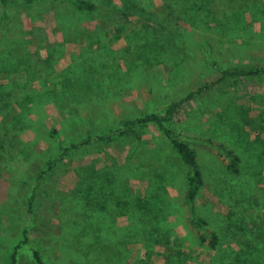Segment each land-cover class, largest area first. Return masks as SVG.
<instances>
[{
    "label": "trees",
    "instance_id": "obj_1",
    "mask_svg": "<svg viewBox=\"0 0 264 264\" xmlns=\"http://www.w3.org/2000/svg\"><path fill=\"white\" fill-rule=\"evenodd\" d=\"M10 2L0 0V180L7 185L0 242H13L7 264H152L154 256L162 257L160 264H264V91L250 97L261 104L254 119L248 108L226 103L241 81L264 82V63L234 62L230 56L225 61L223 49L248 51L247 40L234 42L242 37L247 12L264 15V0H162L160 10L153 9V0H22L26 18L35 21L54 11L62 41L78 42L59 71L56 48L27 39L33 31L7 11ZM55 5L73 7L76 15L62 16ZM92 21L96 24L89 25ZM120 38L128 46L116 51L111 45ZM199 66L218 78L174 93L176 79L187 82L184 76ZM143 83L165 105L141 115L127 111L115 125L110 104ZM216 85V94L207 93ZM48 106L61 115L58 128L47 125ZM187 106L183 126L196 135L215 134L231 158L227 166L216 160L217 185L210 187L216 201L201 206L197 199L209 182L207 165L175 120ZM204 112L209 119L202 123ZM251 122L248 131L244 127ZM174 123L181 126L173 128ZM150 125L185 169L182 177L172 169L156 179L162 184L167 177L173 186L181 178L183 186L176 188L183 189L185 206L142 173L151 155L142 142ZM26 131L34 140L22 139ZM225 131L240 136L230 140ZM39 141L47 144L45 150L33 148ZM131 142L138 145L127 149ZM118 143L124 163L107 150ZM90 154L89 163L72 165ZM70 172L74 185L63 190L58 177ZM134 176L149 186L133 192ZM217 202L228 209L221 211ZM187 206L196 233L184 238L174 229ZM121 217L127 224H119Z\"/></svg>",
    "mask_w": 264,
    "mask_h": 264
},
{
    "label": "rangeland",
    "instance_id": "obj_2",
    "mask_svg": "<svg viewBox=\"0 0 264 264\" xmlns=\"http://www.w3.org/2000/svg\"><path fill=\"white\" fill-rule=\"evenodd\" d=\"M152 7L155 10H160L162 8V0H153ZM7 11L10 13H17L20 22L24 21V27L27 31H33L32 34H27L26 38L30 39V41L33 42L34 45H36L40 41L46 42V44L53 45L57 52L55 53V56L53 57L54 61V69L59 71L63 69L66 65L70 62V53L76 48V45L78 42L76 40H72L70 42H63L60 38V34L58 31V19L56 17L55 12H45L42 17L39 20L30 21L28 18H26V11L28 9L25 8L24 3L22 0H11L9 5L7 6ZM55 11H57L62 16H75L76 10L73 7H61L59 5H55ZM253 9L250 12H247L244 17H242V29L240 30L241 38L235 40V44H239V42L242 43V40H247V43L251 44V47L248 49V51L245 52H238V57L234 56V50H230V47H224V55H225V61H227L226 56H230L233 58L234 62H238L239 60L244 63L246 62H253V63H264V15L262 14L261 10ZM135 17L131 19L133 22ZM96 24V21H92L89 23V25ZM9 35V34H8ZM10 36V35H9ZM80 41V39L78 40ZM125 46H128V42L124 38H120L119 40L112 42V49L119 50L121 48H124ZM230 46V45H229ZM253 46V47H252ZM253 48V49H252ZM34 49V47H32ZM235 52V53H236ZM199 66V68H196L192 71V76L186 75L185 78L189 79L187 82L181 81L179 78L176 79V87L174 90H176L178 95L181 94L183 91H189L190 89H195L197 85L200 83L201 79H204L203 81H213L218 78V75L214 71H207L203 70ZM165 78H167V73L164 74ZM259 78L250 79V80H243L237 87L236 97L230 96V99L226 100V103L230 106H244L249 109V117L252 119L256 118L259 114L258 108L261 107V104L259 102H251L250 97L252 95H255L257 93H261L264 91V82H261L258 80ZM34 87H38V83H32ZM222 86V85H221ZM224 87H222L225 91L233 92L234 88L227 87V85L223 84ZM219 86H213L207 90V93L210 95H214L219 91ZM234 93V92H233ZM208 96V95H207ZM168 99H173L174 95L168 96ZM208 98V97H207ZM160 96L157 92H151L150 87L147 83L139 84L136 87H133L131 90H127V92L122 95L120 100L118 102H114L111 105L112 110L116 114V118L113 119V123L118 125L120 117H123L124 115H129L126 113L127 111L130 112L133 115H141L145 112H149L151 110L155 109H161L165 105V101H161ZM223 103V102H222ZM225 104V102L223 103ZM224 107V106H223ZM220 108H222L220 106ZM189 106L185 107L181 112H179L175 120L178 121L182 126L186 125V115L187 111H189ZM48 112V118L46 119L48 127H52L58 124L61 121V115L59 112L56 111V109L53 106L47 107ZM192 112V111H191ZM209 115L202 114V116L199 119V122H206L209 118ZM193 117V114L192 116ZM175 121V122H176ZM179 123H174L173 128H179L181 125ZM198 123V122H196ZM225 127L227 124V120L224 123ZM251 125H247L244 127L246 130H250L253 128L254 125L253 122L250 123ZM57 126V125H56ZM59 125L57 126V128ZM87 126H84L85 129ZM184 128L181 129L183 131L184 137H186L195 150L198 152V155L201 159V162L203 165H207L206 169L210 176L207 175V180L209 182H206V185L204 188L200 191V195L197 199V205L201 206L202 204L207 203L210 200H215V196L210 190L211 186H216L217 183L213 181L214 177V171H217V166L215 164L216 160L220 161L221 164L224 166H227L228 163H230L231 158L228 157V154L226 153V148L223 146L222 139L215 136V134L212 137H208L206 135H196L192 131H189L188 128L183 126ZM97 132H100L102 130H96ZM228 133V134H227ZM239 133V132H237ZM223 134H227V137L231 139H234L239 134H236L234 132L225 131ZM144 140L142 141L144 143L143 147L145 149L151 151V155H147L146 158L143 160V163L146 165L143 167V174L147 175L149 179H152L154 184L159 187L163 184V186L166 187L170 195L175 199V201L179 203H183V194L184 191L181 188H176L182 184V180L180 178V181H177L176 183H173V186L170 185V179L165 177L166 180H161V182L156 179V175H163L164 171L167 173V171H173L172 169H176L175 171L177 174L181 175L184 174L185 170L181 164L178 162L177 157L175 154H173L171 148L164 143V141L159 137V132L153 125L147 126L144 129L143 134ZM240 136V135H239ZM35 138V134L32 131H26L22 135V139L25 141H32ZM210 138V139H209ZM137 146V143L131 142L130 145L127 146V149L131 146ZM123 146V144H122ZM121 144L118 143L116 145H113L111 147H108V153L113 155L117 158V160L120 163H124V154L120 151ZM33 148L37 151L45 150L47 148V144L44 141H39L38 143L33 145ZM158 153L161 155V159L158 158ZM150 154V153H149ZM156 156V157H155ZM93 156L87 155L78 157L72 165H77L80 162L89 163ZM136 158H133L132 162ZM132 164V163H131ZM174 172V171H173ZM159 175V176H160ZM136 176V175H135ZM134 176V177H135ZM130 178V189L133 192H142L149 186L148 180H139L138 176L135 178ZM75 177L73 173H68L66 175H61L58 177V185L63 190H68L74 185ZM167 181V182H165ZM175 184V185H174ZM152 185V182L150 183V186ZM183 186V184H182ZM263 187V186H262ZM7 195V185L4 183L3 180H0V202L4 201ZM216 201V200H215ZM217 208H219L221 211H226L228 209V206L224 203L217 202ZM189 212L190 208L184 207L183 209V215L180 217V222L176 225L174 231L179 237H184L187 233H196V229L192 227L189 222ZM169 221L175 222V217L168 218ZM119 224L125 225L127 224V219L125 217L119 218ZM188 235V234H187ZM6 242H0V264H7V258L9 256L10 248L13 244L11 240L6 239ZM187 247H189L188 242L186 243ZM4 246V248H2ZM5 251H4V250ZM163 251L162 247H158V252L161 253ZM207 255V254H206ZM162 262L161 256H154L152 264H160Z\"/></svg>",
    "mask_w": 264,
    "mask_h": 264
}]
</instances>
